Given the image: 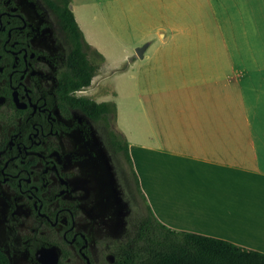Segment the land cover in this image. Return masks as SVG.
Returning a JSON list of instances; mask_svg holds the SVG:
<instances>
[{
	"label": "crops",
	"instance_id": "1",
	"mask_svg": "<svg viewBox=\"0 0 264 264\" xmlns=\"http://www.w3.org/2000/svg\"><path fill=\"white\" fill-rule=\"evenodd\" d=\"M152 4L156 38L122 74L137 187L165 227L264 254V0Z\"/></svg>",
	"mask_w": 264,
	"mask_h": 264
},
{
	"label": "flooded vegetation",
	"instance_id": "2",
	"mask_svg": "<svg viewBox=\"0 0 264 264\" xmlns=\"http://www.w3.org/2000/svg\"><path fill=\"white\" fill-rule=\"evenodd\" d=\"M50 3L0 0V253L7 264H127L113 125L65 82Z\"/></svg>",
	"mask_w": 264,
	"mask_h": 264
},
{
	"label": "trees",
	"instance_id": "3",
	"mask_svg": "<svg viewBox=\"0 0 264 264\" xmlns=\"http://www.w3.org/2000/svg\"><path fill=\"white\" fill-rule=\"evenodd\" d=\"M50 3L68 39L65 82L68 90H82L89 85L101 56L82 38L68 8L69 0ZM126 67L122 63L117 71ZM83 109L113 121L114 105L111 102H94L81 98ZM113 148L122 156L133 178L136 193L144 204L143 213L135 223L130 237L127 264H264V254L238 247L225 240L185 231H174L155 219L145 203L133 173L123 135L114 129L111 140ZM0 264H7L0 253Z\"/></svg>",
	"mask_w": 264,
	"mask_h": 264
},
{
	"label": "rangeland",
	"instance_id": "4",
	"mask_svg": "<svg viewBox=\"0 0 264 264\" xmlns=\"http://www.w3.org/2000/svg\"><path fill=\"white\" fill-rule=\"evenodd\" d=\"M104 3L114 4L110 8ZM152 3L154 0H69L68 3L83 40L102 58V61H96L95 74L89 85L81 90V94L94 102H112L116 105V114L114 112L113 121L110 118L109 122L117 131L125 100L122 74L129 62L126 57L134 54L135 47L156 38L154 30L158 26L159 17L158 10ZM259 11H262V3L258 13ZM150 44L152 43H149L148 48L151 47ZM124 62L126 67L117 71ZM136 63L139 64V61L136 60ZM113 157L132 236L135 223L143 213L144 204L135 191L133 178L122 156L114 153Z\"/></svg>",
	"mask_w": 264,
	"mask_h": 264
},
{
	"label": "water",
	"instance_id": "5",
	"mask_svg": "<svg viewBox=\"0 0 264 264\" xmlns=\"http://www.w3.org/2000/svg\"><path fill=\"white\" fill-rule=\"evenodd\" d=\"M143 48H144V45L141 46V47H139L138 49H136V50H135V54H136V55H139L140 52H141V50H142Z\"/></svg>",
	"mask_w": 264,
	"mask_h": 264
}]
</instances>
